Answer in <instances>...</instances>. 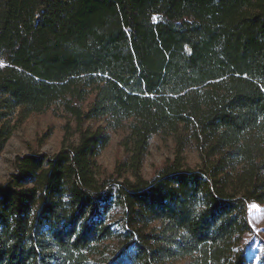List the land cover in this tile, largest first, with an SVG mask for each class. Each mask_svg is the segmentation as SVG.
I'll list each match as a JSON object with an SVG mask.
<instances>
[{
	"label": "trees",
	"instance_id": "16d2710c",
	"mask_svg": "<svg viewBox=\"0 0 264 264\" xmlns=\"http://www.w3.org/2000/svg\"><path fill=\"white\" fill-rule=\"evenodd\" d=\"M56 103L78 139L20 156L0 183V264H98L120 237L108 264H249L247 205L264 204V0H0V152ZM93 120L106 126L80 128ZM124 122L127 157L106 174L98 157ZM178 125L199 164L176 153L143 178L148 140Z\"/></svg>",
	"mask_w": 264,
	"mask_h": 264
},
{
	"label": "rangeland",
	"instance_id": "374dc122",
	"mask_svg": "<svg viewBox=\"0 0 264 264\" xmlns=\"http://www.w3.org/2000/svg\"><path fill=\"white\" fill-rule=\"evenodd\" d=\"M93 93L86 97L82 109L86 110L92 103ZM128 122L118 130L109 129V145L101 152L98 162L106 174L112 173L119 162L127 157L125 140L128 135ZM105 127L104 120L84 121L81 129ZM68 132V134H67ZM191 129L184 125H178L176 129L170 128L160 131L148 140L147 150L142 157L139 173L145 179H151L164 163L179 154L190 167L199 164L200 158L195 143L191 137ZM68 142H76L78 130L76 121L62 109L59 103L53 104L41 113H33L14 131L13 135L4 144L0 152V183H4L14 170L15 161L20 156L29 153H45L48 156L57 152L64 139ZM130 176V174H128ZM247 215L250 232L246 233L242 240L244 255L249 264H260L264 255V204L249 203ZM111 223L117 233L122 232L123 222L118 212L112 213ZM125 237L114 238L103 244L105 250L98 264H108L115 260L123 251ZM177 264H182L178 262Z\"/></svg>",
	"mask_w": 264,
	"mask_h": 264
}]
</instances>
